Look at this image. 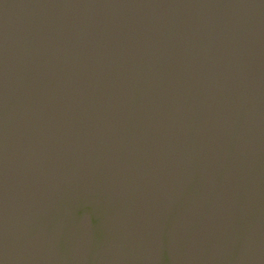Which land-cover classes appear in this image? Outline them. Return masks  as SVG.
Listing matches in <instances>:
<instances>
[{
	"label": "water",
	"instance_id": "95a60500",
	"mask_svg": "<svg viewBox=\"0 0 264 264\" xmlns=\"http://www.w3.org/2000/svg\"><path fill=\"white\" fill-rule=\"evenodd\" d=\"M0 264H264V0H0Z\"/></svg>",
	"mask_w": 264,
	"mask_h": 264
}]
</instances>
